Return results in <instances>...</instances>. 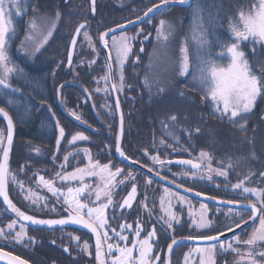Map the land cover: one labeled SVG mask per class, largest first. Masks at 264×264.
I'll return each mask as SVG.
<instances>
[{"label":"trees","instance_id":"obj_1","mask_svg":"<svg viewBox=\"0 0 264 264\" xmlns=\"http://www.w3.org/2000/svg\"><path fill=\"white\" fill-rule=\"evenodd\" d=\"M73 1L32 0L29 4V11L15 18L16 34L9 39L8 51L10 63L15 65L16 71L10 76L11 86L0 90V105L7 109L12 116H20V123L26 129L30 130L32 123L28 119L29 116H33L35 113L39 116L49 115V113L54 115L56 121L52 119V125H48L52 129V140H54L52 145L54 144V146L58 135L57 121L60 124V121L67 120V127L74 129L78 127L59 108L56 99L58 83L72 76V71L66 67V57L69 39L75 26L80 21L87 20L85 29L91 31L99 47L97 38L99 32L115 24L117 19L125 15L129 7H132L129 5L130 0H126L127 4L122 3L117 7L111 4V0H108L106 1L107 4L96 5V12L92 14L88 0H79L81 3H73ZM257 2L258 0H194L191 8L172 5L162 9L160 11L161 19H157L154 23L147 20L143 23V27L148 30L155 25L157 28V24L159 25L160 21L164 20L166 29L172 33L166 42L171 48V42L179 41L181 43L183 39L187 41L193 22L191 11L197 6L200 12L211 15L214 22L222 27L220 31H222L223 38L229 39L226 27L229 25L230 19H234L241 10L248 12ZM133 3L131 2V4ZM33 9L37 14H53L57 10L61 16L57 34L49 38L46 45L38 51L34 61H29L19 53L18 46L26 29L27 18ZM163 11H166L165 14ZM100 19L106 23L105 26L97 27ZM153 38L154 36L150 35L147 46L152 44ZM81 39L80 36L72 66L78 62V69H86L79 73L82 80L92 86V98L95 107V101L98 99L101 103L109 102L108 110L102 109V106L99 107V115L108 122L113 121L114 130H116L117 116L107 81L102 86L94 81L105 69V66H102L105 65L102 51L100 50L103 58L101 65L97 64L92 66L93 68H89L87 59L92 56V51L89 47L87 51L82 45ZM188 45L190 54H193L190 42ZM242 50L246 53L255 74L258 77L264 75V45L260 43L253 45L250 42H245L242 44ZM130 65L133 63H128L127 67ZM135 84L139 90L141 89V92L135 96L133 106L129 107L131 103L129 106L124 105L126 111L122 148L129 157L145 160L150 159L151 155L159 158L168 156L173 149L181 150L184 154H197L198 150L203 149V151L207 150L212 153L217 160L226 163L228 161L231 163V167H227L226 177L219 176V178L213 177L208 180L206 176L204 178L191 176V179H187V184L191 188L218 197L220 195H216V193L227 194L230 191L233 194L239 190H234L232 186L228 185L243 180L246 176L244 173L253 172L250 175L251 183L262 187L264 190V175H262L264 174V95L259 96L249 114L244 115L243 119H238L233 124L229 122L227 117L221 119L219 114L214 112L213 105L208 102L209 97L203 98L204 92L199 83L194 81V67H190L185 76H181L175 69L165 75L164 82L154 79L150 84H145L143 80L136 81ZM72 86L68 85L62 89L61 97L64 106L76 116L91 117L92 111L89 110V101L83 99V104L79 97H74ZM98 87H101V93H105V95L97 90ZM104 87L107 89L105 92ZM41 104L43 107L40 110ZM173 116L176 117L175 121L171 120ZM245 121L246 130L240 131L238 125ZM70 132L73 131L70 130ZM25 133L26 131H22L21 140L25 138V135L28 136ZM33 136L38 138L39 134ZM104 138H106L105 132H103L102 142L108 149H113L114 139L107 138L106 142ZM54 150L56 151V147ZM182 253L180 248L175 250L173 264H181ZM55 264L87 263L83 260L73 263L59 258ZM217 264L230 263L223 261L220 256L217 257Z\"/></svg>","mask_w":264,"mask_h":264},{"label":"flooded vegetation","instance_id":"obj_2","mask_svg":"<svg viewBox=\"0 0 264 264\" xmlns=\"http://www.w3.org/2000/svg\"><path fill=\"white\" fill-rule=\"evenodd\" d=\"M108 0H96V5L107 4ZM111 4L117 5L119 4H127L126 0H111ZM145 0H130V6H138L140 3L142 4ZM149 1V0H148ZM79 2V0H74L73 3ZM90 5V0H88ZM131 2H134L131 4ZM161 0H154L151 4L147 5L144 9L145 11L151 6L160 3ZM193 2L187 6L186 8H191L193 6ZM97 7V6H96ZM143 12L138 13L134 17H130V19L140 16ZM161 10L155 13H151L145 20L141 23L132 26L130 28L121 30V31H132L143 26V23L147 20L150 22H156V14L160 13ZM166 11H163L165 14ZM162 18V14H160L158 19ZM130 19H125L123 21H117V23L112 24L117 25L128 21ZM154 19V20H153ZM101 21V19L99 20ZM106 23L103 21L101 26H105ZM155 25L152 26L151 29L146 30V28H141L138 32L136 38H134L135 48L132 52V62L133 65L137 64L139 60L145 54V50L147 48V42L150 39V35L153 37L155 34ZM107 28V27H106ZM75 29V28H74ZM105 29V28H104ZM115 32L111 34L108 39H110L113 35L118 34L119 32ZM136 31V30H135ZM74 32V30H73ZM73 32L70 36V39L73 35ZM134 32V31H132ZM100 34V32H99ZM98 34V40H99ZM81 36V35H80ZM147 37V38H146ZM69 39V40H70ZM80 39V37H79ZM100 47V46H99ZM102 51V55L104 58V52ZM75 57V56H74ZM105 59V58H104ZM105 61V60H104ZM72 71V76L67 79H72L75 81H79L83 83L89 91L92 93V86L85 83L80 77L79 72H83L86 69L77 68L74 66H69ZM128 68L125 71V74L128 73ZM102 72L107 73V66L105 61V69ZM66 79V80H67ZM65 81L62 80L59 83ZM120 78L115 69V82L117 85V91L119 95V99L121 102V106L125 115L124 105L133 106L134 98L140 93L141 89L137 88V85L134 82H130L125 85V92L119 87ZM58 83V84H59ZM107 85L109 87L110 95L112 97V102L114 104L113 95L110 89L109 81L107 80ZM68 86V85H67ZM57 88V87H56ZM73 95L74 97H79L80 102H83V99H87L84 92L79 89L76 85H73ZM93 95V93H92ZM57 99V98H56ZM88 100V99H87ZM95 101V100H94ZM58 104V102H57ZM84 104V102H83ZM97 114L94 113L91 104L90 111H92L91 117L80 116L87 125L77 124L78 127L76 129L69 128L66 126L68 124L67 120L63 122L60 121V124L57 126V138L56 144L52 140V129L49 127L52 125L53 121H56V118L52 113L49 115L39 116V114L35 113L33 116H29L28 119L32 121L30 124V130L26 129L20 123V116L14 117L12 116L14 122V138L12 142L11 149V158L8 166L7 173V189L9 197L13 200V202L18 205L20 208L25 211L39 217L43 218H61L66 217L68 215H75L74 212L70 213V207L65 202L63 197L64 193H68V188L71 186H89L86 189V192L92 193L91 195H85L81 197L80 202L87 205L88 208H93L98 206L99 204H108V198L111 199L112 203L108 204L107 207V226L105 231L108 233V239L105 240L103 236V230L99 228L106 249V243H113V240L122 241L119 239L120 235L123 236H131L134 232H136L137 224L139 223L141 227L140 235H147L149 231L155 228V239L153 241V247H155V253L151 258V261L155 257V255L159 252L160 258L158 264L166 263V248L168 244L175 238L178 237H193L194 235H190L189 232V221L186 217H182L179 222L175 220L173 222L172 227H168V222L165 219V216L161 210V206L159 205V197L161 194V188L163 186L169 187L175 191L181 192L178 189L167 185L166 183L160 181L156 177H153L149 173L140 169L134 164L123 162L119 160L115 154V140L117 138L118 133V119L116 123V130H114L113 121H107L104 117L102 118L99 115V107L100 101L99 99L95 101ZM59 106V104H58ZM43 104L40 105V110L42 109ZM60 108V106H59ZM61 109V108H60ZM79 109H81L79 107ZM115 110V106H114ZM116 114V110H115ZM66 115V114H65ZM67 116V115H66ZM117 116V115H116ZM72 120V119H71ZM125 123V119H124ZM49 125V126H48ZM64 129V136L61 138L59 135V129ZM7 124L4 118L0 116V141H2V146H0V159L3 153V148L5 146V140L7 136ZM70 130L73 132L71 133ZM22 131H26L24 136L25 138L21 140ZM83 133L88 139L76 141L75 143H70L72 136L76 133ZM103 132L106 134L105 141L108 139H114L113 149H108L107 146L102 142L103 140ZM66 133L70 135L66 138ZM39 134V137L36 138L33 135ZM60 139V144L57 146V139ZM108 138V139H107ZM123 142V140H122ZM56 147V151L54 150ZM38 149L39 151H35ZM88 149L89 152L86 154L83 150ZM125 152V151H124ZM68 155V160L65 162L64 157ZM128 156V155H127ZM154 156V155H153ZM152 157V156H151ZM131 158V157H130ZM175 158H189L193 160H198V157L195 153L184 154L181 150L173 149L172 153L168 156L159 158L163 161V164L154 162L152 158L145 160H137L148 168L156 171L160 175L167 177L173 181L179 182L185 186H189L187 184V179L193 175V173L201 175L209 174V169L202 163L201 170L192 169L185 165L179 164L177 162H171L170 159ZM89 159H91V163L93 165L99 164L101 167L104 165H108V171L104 172L101 175H86L83 181L72 180V181H61L59 177L56 176L57 173L66 174L71 173L78 168H88L89 167ZM133 159V158H131ZM136 160V159H135ZM199 161V160H198ZM61 165H64L61 168ZM121 169V173L112 178V186L108 193V197L105 196V181L108 178V172H115L116 169ZM95 172L99 173V169H94ZM131 173L134 179L130 178L128 174ZM13 177L15 179L13 180ZM40 177H44L45 181H52V187L59 191L58 194H54L53 191L49 190V186L43 183L40 180ZM103 177V178H102ZM191 179V178H190ZM151 180V183H147ZM123 181V182H121ZM133 184L136 186V195L131 202L130 207H120L121 202L124 199L125 195L128 191L133 187ZM22 185V189H21ZM47 185V186H46ZM29 189H31V193H29ZM100 190L101 197L99 202H96L95 192ZM183 193V192H181ZM61 194V195H60ZM188 196L190 199L197 201L198 198L192 197L188 194H184ZM28 199H25V197ZM188 198V199H189ZM144 205H147L146 207ZM211 210L215 208L214 204L208 202ZM178 204L175 206L177 210ZM183 209V208H182ZM181 210V207L178 209ZM84 216L88 217L85 213H82ZM185 214V213H184ZM211 214H214V210L211 211ZM221 214V213H220ZM219 215V214H218ZM250 215V212H249ZM89 218V217H88ZM14 223V227L10 230L8 228L9 223ZM21 225H24L25 235L23 237L22 242L16 241L14 238L5 239L4 236L8 233H12L17 231V229L21 228ZM121 225H130V228H121ZM0 229H3V235L0 236V248L15 253L33 264H55L57 259L63 258L66 261H71L73 263H77L80 260H83L87 264H96L95 258V244L94 238L91 232L87 231L84 228H80L74 224L68 225H60V226H37L28 224L22 220H20L12 211H10L5 204L2 196H0ZM227 229V228H226ZM219 230L207 235H203L201 237L212 236L223 232L224 230ZM114 230V231H113ZM183 230V231H182ZM20 232V231H18ZM79 238L78 240L76 238ZM195 237V236H194ZM197 237V236H196ZM117 238V239H116ZM87 243L88 247L85 250L84 245ZM192 243H181L173 246L169 260L170 264H173L175 258V250L180 248L183 253L185 252V248ZM183 253L181 255H183ZM107 255V254H106ZM108 262V260H107ZM109 264V262H108ZM240 264H247L241 262ZM257 264H264V262L258 261Z\"/></svg>","mask_w":264,"mask_h":264},{"label":"snow or ice","instance_id":"obj_3","mask_svg":"<svg viewBox=\"0 0 264 264\" xmlns=\"http://www.w3.org/2000/svg\"><path fill=\"white\" fill-rule=\"evenodd\" d=\"M95 0H93V5ZM169 3L185 5L189 3V0H161V4L165 7L168 6ZM27 0H0V88H7L10 85L7 83L8 76L16 71L15 67H10V58L8 55V40L10 37L14 36L15 28L12 26L13 22L11 16L13 15V10L17 17L23 14L26 11V8H22V5H26ZM154 9L158 10L157 5H153V8H149L145 13V17L148 16L149 13L153 12ZM35 11V9H34ZM94 11V8H93ZM59 12L56 13L57 20L59 19ZM140 19V18H138ZM28 28V34H26L25 39H32L31 32L35 31L37 28L35 18L30 20ZM166 22L164 20L160 21L159 26L157 27V41L167 42L172 35L171 31L165 28ZM55 27V24H53ZM86 27L85 23H81L76 28V34L79 35L81 30ZM171 26H169L170 28ZM114 32L115 30H110ZM229 31H230V39L234 42L230 44H226L223 46V51L218 54V57L221 59H226L227 64L222 65L216 63L212 59H208L204 61L203 66L200 70L199 76V86L201 90L204 92L203 98L210 97L211 102L214 105V112L219 114L221 119L227 117L230 123L235 124L236 120L243 119L244 115L249 114L252 111L254 103L256 101L257 96L264 95V75L257 76L255 75L250 68L249 61L246 58V53L242 50V44L245 42H250L253 45L256 43H260L264 45V0H258L256 5H253L252 8L246 13L241 10L237 14L234 19H230L229 21ZM52 35L51 30L48 31L47 35L44 36L41 44L37 45L36 51H39V48L42 44L46 43L48 37ZM108 33H102L100 36V40L104 42L105 47H112L116 52L117 62L120 64L121 69L123 67L124 60L127 58L129 52L131 51V46L129 43V38L126 35H121L119 39H117L113 35V43L111 46L105 40V36ZM84 36L89 40L91 44V38L88 36V33L85 32ZM147 38V37H146ZM197 38V37H194ZM201 46L207 44V40L205 35L201 34L198 37ZM76 37H73L72 45L75 46ZM23 46V45H22ZM254 51V48H253ZM181 58L179 61V70L180 74L184 75L189 70V57H188V48L187 42H184V46L180 49ZM73 52L70 50L68 52V63L71 65L72 63ZM111 70V66H109ZM110 76H106L104 79L107 81L110 79ZM121 82L123 81V75L121 71ZM113 88L116 85H112ZM163 91V89H161ZM118 106V104H117ZM0 112H3L5 117H7V113L4 112L3 108H0ZM75 115V113H73ZM76 119L79 120L80 117L76 116ZM172 121L176 120V117H171ZM59 122L57 121V126ZM240 131L246 130V121L238 125ZM198 131V129H197ZM64 129L61 127L59 129V135L62 138L64 136ZM88 138L83 133H76L72 136L70 143H75L76 141L87 140ZM8 145L11 146L12 143V121L11 118L8 117ZM60 144V139H57V146ZM0 146H2V141H0ZM9 147L3 148V158L0 159V196L3 197L4 202L11 208L13 212H15L19 217H22L26 221H31L33 224L39 225H65L69 221L81 224L86 228H90L97 235V243H96V256L99 264H106L105 260H103L102 252H101V234L97 231L98 228L106 227V220L104 218V209L108 207V204H111L112 201L108 198V204L100 205L96 208H88L86 204L80 202V197L85 195H91L92 193L86 192V189L89 187L87 185H82L80 188L73 189L68 188V194L65 197V202L70 207V213L74 212L75 215H69L68 219H60V220H39L32 216H28L25 213L21 212L12 201L9 199L7 191H6V174L8 173L7 161L9 154ZM117 150H120L119 140L117 141ZM35 151H39L36 149ZM86 154L89 152L88 149L83 150ZM122 156L124 153L121 151ZM201 158L208 157L207 153L201 152ZM154 162L163 164L164 162L159 159L158 156L152 157ZM209 161L211 157H208ZM65 162L68 160V155L64 157ZM183 164H191L194 169L201 170V164L193 163L192 161H180ZM64 165H61L63 168ZM108 165H104L101 167L98 163L93 165L91 163V159H89V167L88 168H78L71 173L61 174L57 173L56 176L63 181H72L79 179L83 181L86 175H101L104 172L108 171ZM231 167V165H229ZM209 171H215L220 176H227V171H222L219 169H211V165H208ZM94 169H99V173L95 172ZM121 173V169L117 168L115 172H108V178L105 181V196L108 197V193L112 186V178ZM159 175V173H157ZM196 173H193L195 176ZM264 175V174H262ZM128 176L132 179V174L129 173ZM103 178V177H102ZM212 177L209 176V179ZM15 177H13V180ZM247 179V177L245 178ZM40 180L49 186V190L53 191L54 194L59 195V191L52 187V181H45L44 177H40ZM123 182V181H121ZM147 183H151L149 180ZM244 180H241L239 183L232 186L235 189H242L243 193H248L251 196L255 197L256 202H249L248 204H241L239 201H236L239 208L244 209L247 212H250L248 216V220L253 221L259 219V226L253 229V232L249 235V238L246 241H241L239 239V235H234L229 241L223 242L220 241L219 237L223 235V233H219L217 236H207L201 237V239L216 241V243L211 244L207 249H203V251H207L209 253H214L217 244H219V248L221 251H236L239 250L233 247V244H243L248 247L247 253L241 256V262L244 261L245 255L248 257L247 264H257V261L253 258L255 247L264 243V190L251 189L248 187H244ZM22 189V185H21ZM31 193V189L28 190ZM136 186L133 184L131 192H129L128 197L124 199L121 207L131 206V201L134 199L136 195ZM168 190L165 189V192ZM96 202H99L101 197L100 190H97L95 193ZM25 199H28L26 196ZM181 200L183 197L180 198ZM257 202L259 203V207H257ZM145 207L147 205H144ZM201 207H204L203 205ZM87 209L86 215L89 219H84V215L82 214L84 210ZM235 215L240 217L241 224L246 223L243 219V215L240 211H236ZM170 220L168 222V227H172V220H175V216L169 213ZM14 223H9L8 228L11 230L14 227ZM130 225H121V228H130ZM196 227L200 229H206L210 227V222L206 220H201L200 223L196 224ZM236 228H240V224L235 225ZM141 227L139 223L137 224V229L135 235L137 237L136 240L132 241L131 247L125 244L124 247H120L119 244L115 245L116 250L120 253L115 259L111 260L110 264H152L150 259V254L152 253V244L150 240L155 236V228L148 232L147 238L140 240V232ZM227 230L231 232L232 227H228ZM114 231V230H113ZM24 225H21V231L18 232L15 236V240L18 242H22L23 237L25 235ZM3 235V229H0V236ZM104 239H108V233L105 231L103 233ZM5 239L7 237H4ZM79 239L78 237L76 238ZM120 240L127 241L128 237L120 235ZM178 242L173 239L172 243L168 245L169 251L172 250L173 246ZM88 247L87 243L84 245V249L86 250ZM108 252L111 253L113 249L112 244H108ZM138 248L139 255L133 256V251ZM197 251H201L198 249ZM0 255H10L3 253L2 249H0ZM259 255L264 258V251H261ZM158 260L159 257L157 256ZM13 261L15 264H26L25 261L20 260L19 257H14Z\"/></svg>","mask_w":264,"mask_h":264},{"label":"rangeland","instance_id":"obj_4","mask_svg":"<svg viewBox=\"0 0 264 264\" xmlns=\"http://www.w3.org/2000/svg\"><path fill=\"white\" fill-rule=\"evenodd\" d=\"M31 1L32 0H27V4L22 5V8H26V11H24L23 14H25L26 12L29 11V7H30L29 4L31 3ZM152 1H154V0H149V1L145 0L142 4L140 3L138 6H133L131 8L129 7V10L126 12V14L123 16H120L117 19V21H123L125 19L126 20L130 19V17H134L138 13L145 11L144 8L147 5L151 4ZM57 12L58 11L56 10V12L53 14H51V13L37 14L36 11H34V9L32 10V13L27 18L26 29H25V32H24L22 38H21L20 44L18 46L19 53L21 55H23L27 60H29V61L35 60V57L38 54V51H36L35 49H36L37 45L41 44V41L43 40L44 36L47 35L49 30H51L52 35L50 37H48V40H49V38H51L57 34L56 31L58 30V25L60 24L59 19L57 20V18H56ZM59 14L61 16L60 12H59ZM191 14L193 17V22H192L191 30L188 33L186 42H187V48L189 47L188 43L190 42V46L193 49V54H190V48H188L189 69H190V67H194V81L198 83L199 76H200V70L204 64V61H206L208 59H212L218 64L226 65L227 60L219 58L218 54L224 50L223 49L224 45L230 44L234 41L232 39H230L229 25H227V27H226L228 35H229V39H225L222 36V31H220V29L222 27H219V25L216 22H214V20L211 18V15L209 13H205L202 11L200 12L196 6L191 11ZM22 15H20V16H22ZM60 16H59V18H60ZM159 16H160V13L156 15L155 20H157L159 18ZM16 17L17 16L15 14V11L13 10V15L11 16V19L13 22L12 26L14 28H15V18ZM33 18H35L37 28L35 31L31 32L32 39L26 40L25 37H26V34H28V28H29L28 22L30 20H32ZM117 21H116V23H117ZM53 24H55V27H53ZM102 24H103V19H101V21H98L97 27H100ZM215 24H217V25H215ZM158 26L159 25L157 24V27ZM141 28H143V26H141L138 29H135L136 31L132 30L134 32L126 30V31H121L114 36L117 39H119V37L122 34L126 35L129 38L131 51H133V49L135 48L134 47L135 46L134 38L137 37L138 32L140 31ZM156 30H157V28H155V34H154L152 44L147 46V48L145 50V54L142 57V59L139 60V62L137 64L130 65V67H127V65H128V63L132 62V52L131 51L129 52L127 58L124 60L123 67L121 69V66L117 62V59H116L115 50L112 47H109V51L111 52V57L113 59L115 69H116V72H117L119 78L121 77V71H122L123 81L121 82V79H120L119 87L124 92H125V88H126L125 85H126V83H128V80L130 82L133 81L135 83H136V81L138 82L140 80L141 81L143 80V81H145V84H147V83L150 84L154 79L159 80L160 82H164L165 75L166 74L168 75L169 73H171V71H173L175 69L180 73V70H179V61L181 58L180 49L182 46H184L185 40L184 39L181 40V43L179 41L171 42L170 43L171 48H170L169 43L167 44L163 41H160V42L157 41V31ZM85 32H87L88 36L91 38V44L89 43V40L85 38V36H84ZM201 34L205 35V38L207 40V44H205L203 46H201V43L198 40V37ZM81 37H82V39H81L82 45L85 46L87 51L89 50V48L92 51V56L89 57V59H87V61H88L87 63H88L89 68H93L92 66H95L97 64L101 65V62H102L101 60H103V58L101 57V54H100V47L97 46V44L94 40L95 38L92 35L91 31L89 29H84L81 33ZM194 37H197V38H194ZM97 38H98V35H97ZM112 38H113V36L108 41L109 46H111L113 43ZM46 43L42 44V46L39 48V50L44 45H46ZM8 44H9V40H8ZM8 55L10 58L9 51H8ZM82 63H84V61H82ZM78 65H79V63L77 62L74 65V67H77ZM249 65H250V63H249ZM9 66L15 67V65L11 64V63L9 64ZM102 66L104 67L105 65L103 64ZM127 68L129 70H128V73L126 75L125 71L127 70ZM250 68H251V71L255 74L251 65H250ZM15 69H16V67H15ZM187 73H185L184 76ZM11 74L8 76V80H7V83L10 86H11V82H10ZM105 77H106V72L104 74V72L101 71L99 76H97L94 79V81L100 83V85L102 86V84H104L106 82V80L104 79ZM1 89L2 88H0V90ZM97 90L100 93L102 91L101 87H98ZM103 90L105 92V90H107L106 87H104ZM101 94L105 95V93H101ZM258 99H259V96H257L254 105L256 104ZM208 102H210L213 105V103L211 102V99ZM101 106H102V109L108 110L109 102H103V103L100 102V107ZM213 108H214V105H213ZM76 133H78V132H76ZM69 136L70 135H68L66 133V138H68ZM201 152L207 153L208 157H211V160L209 161L208 157H204L202 159L200 156ZM196 155L198 157V160L204 164L205 168L206 167L208 168V165L210 163L211 169H219L222 171H226L227 167L231 164L228 161L226 163L224 161L217 160L213 156V154L207 150L203 151V149H200V150H198V153ZM252 174H253V172L244 173V175H246L244 177L245 178L247 177V179H245V178L243 179V180H245L243 186L251 188V189L263 190L262 187L255 186L251 183L250 175H252ZM191 176H193V175H191ZM204 176H206L208 178V180H210L209 176H211L212 178L213 177L219 178L220 175H218L215 171H209V174L204 175ZM204 176H202L201 173L195 175V177H199V178H204ZM237 183H239V182L230 184L228 186H233ZM52 185H54V184H52ZM161 186H162V188H161V194L159 197V205L161 206V210H162L167 222H169V220H170L169 213H171L175 216V218H176L175 220H177V222H179L182 217H186L189 221V229H190L189 233L193 234L195 237L197 236V238L201 237L203 235H207V234L219 231V230L226 229L228 227H232V226L240 223V217L235 215L236 211H240L242 213L243 219H245L246 217L249 216L248 212L243 210V209L233 208V207L224 206V205H217V206L215 205V208L212 209V210H214V214L212 215L211 214L212 210H211L210 206L208 205L207 201L201 200V199L194 201V200H192V198L190 199L188 196L184 195V193L175 191V190H173L169 187L163 186V185H161ZM80 187H81V185L80 186H74V187L71 186V188H73V189H77ZM165 189H167L168 191L165 192ZM238 190L239 191H237L233 194L229 191V192H227V194L216 193V195H220L219 197L223 196L224 198L231 199V200L256 202L255 197L251 196L248 193H243L242 189H238ZM67 194H68L67 192L64 193V195H63L64 199L67 196ZM212 196H214V195H212ZM181 197H183L182 200L180 199ZM215 197H218V196H215ZM232 198H234V199H232ZM79 199L81 200V197ZM103 204L104 203L99 204L98 206H95L93 208L99 207L100 205H103ZM177 204H178V206H177V210H176L175 206ZM202 205L204 207H201ZM179 207H181L180 211L178 210ZM86 211H87V209H85L83 213L86 214ZM218 214H220V215L218 216ZM104 218L106 220V226H107V222H108L107 208L104 209ZM175 220H172L171 223L173 224V222H175ZM201 220H206V221L210 222V227L206 228V229H200V228L196 227V224L200 223ZM258 226H259V219L257 218L255 220V223L252 222L251 224L248 225V227L246 226L247 228L245 227V228H243V230H240V231H238V232H236V233H234V234H232V235H230L224 239H220V241L227 242L234 235H237V234L239 235V239L241 241H246L249 238V235L253 232V229L255 227H258ZM105 228H101L103 230V232L105 231ZM18 231H21V228L20 229L18 228L17 231H15V232L6 234L4 237H7V239L14 238L16 236V234L18 233ZM147 236H148V234L144 235V236L140 235L139 239L143 240V239L147 238ZM136 239H137V237L135 235V232L131 236H128L127 241H123V240L117 241V240H113L111 238V241L113 243H110V244H112L114 246L111 253L108 252L107 245L109 243L108 242L106 243L107 244L106 245V254H107V260H108L109 264H110L111 260L115 259L117 256L120 255V253L116 250L115 245L119 244L120 247H124L125 244H127L129 247H131L132 241L136 240ZM154 239H155V236L152 237L150 240V243L152 244V253L150 254V259L153 257V255L155 253V249H154L155 247H153ZM213 243H216V241L206 242V243H192L191 245H188L184 249L185 252L183 253V255H181L180 263L181 264H217V257L221 256V259L225 262L227 261V263L240 264L241 263V256L244 255L245 253H247V251L249 250L246 245L234 243L233 247L238 249L239 250L238 252L232 251V250L221 251L219 248V244H217V247H216L214 253H209L207 251H203V249H207ZM198 249H200L201 251H197ZM261 251H264V243H260L255 247V252H254L253 258L257 262L258 261L264 262V258H262L259 255V253ZM224 254H226V255H224ZM138 255H139V250L137 248L136 250L133 251V256H138ZM247 260H248V257L245 255L243 263H247Z\"/></svg>","mask_w":264,"mask_h":264},{"label":"water","instance_id":"obj_5","mask_svg":"<svg viewBox=\"0 0 264 264\" xmlns=\"http://www.w3.org/2000/svg\"><path fill=\"white\" fill-rule=\"evenodd\" d=\"M192 0H189V3L185 4V5H180V4H173V3H169L168 6H171V5H179V6H189L191 4ZM95 5H96V0H95V3L93 5V0H90V6H91V12L92 14L95 13ZM158 6V9L160 8H164L165 6L160 3H157L155 4ZM167 7V6H166ZM93 8H94V11H93ZM150 8H153L150 7ZM157 9H154V11H156ZM148 11V10H147ZM146 11V12H147ZM144 12L141 16L135 18V19H132V20H129L127 22H124V23H120V24H117V25H114V26H111V27H108V28H105L103 31H101L100 35H99V45L100 47L102 48L103 52H104V56H105V59H106V63H107V69H108V76H110L111 78L109 79V83H110V88H111V92H112V95H113V99H114V104H115V109H116V114H117V118H118V135H117V139H116V144H115V154L117 156V158L123 162H128V163H131V164H134L136 165L137 167H139L140 169L144 170L145 172L149 173L150 175H152L153 177H156L157 179H159L160 181L166 183L167 185H170L176 189H178L179 191L185 193V194H188L192 197H195V198H198V199H201V200H205L207 202H210V203H214V204H219V205H224V206H229V207H233V208H239V205H237L235 200H229V199H224V198H219V197H215V196H212V195H208L206 193H203L201 191H198V190H195L193 188H190L188 186H185L183 184H180L176 181H173L167 177H164L163 175H157V172L156 171H153L152 169L148 168L147 166L143 165L142 163L136 161V160H133V159H129L127 158L125 155H121V151L123 152V149H122V138H123V125H124V116H123V110H122V107H121V102H120V99H119V95H118V91H117V86L115 88L112 87V85H116V82H115V76H114V65H113V61H112V58H111V55H110V51H109V48L108 47H105L104 46V42L100 40V36L102 33H108V35L105 36V40L107 41V38L115 33V32H118V31H121V30H124V29H127V28H130L132 26H135L139 23H141L143 20H145L151 13L148 14L147 17H145V13ZM140 18V19H138ZM81 23H85L87 25V22L86 21H81L77 26L76 28L81 24ZM76 28L73 32V35L70 39V42H69V45H68V50H67V58H66V67H69L71 65H69L68 63V52L71 50L73 52V56H72V62H73V58H74V54H75V49H76V46H77V43H78V40H79V35L76 34ZM110 30H115L114 32L110 31ZM82 31V30H81ZM81 33V32H80ZM76 37V44L75 46L72 45V40H73V37ZM72 64V63H71ZM109 66H111V70L109 69ZM67 84H73V85H76L77 87H79V89H81L84 94L86 95L87 99L89 100L90 104H91V107L94 111L95 114H97V111L95 109V106H94V103H93V99H92V96H91V93L90 91L88 90V88L82 84L81 82H78V81H73V80H65L64 82L60 83L58 86H57V101L59 103V106L61 107L62 111L67 114L69 116V118H71L73 121H75L77 124H80V125H87L84 121H82L81 119L77 120L76 119V116L73 115V113H71L69 110L66 109V107L64 106L63 102H62V99H61V89L67 85ZM118 104V106H117ZM0 108H3L4 109V112L7 113V117H5L4 113L3 112H0V116L2 118H4V120L6 121V124H7V127H8V117L11 118V121H12V142H13V138H14V122H13V119L10 115V113L0 105ZM8 131V129H7ZM7 137H8V132H7V136H6V140H5V146L4 147H9L8 145V140H7ZM119 140V144H120V150H117V141ZM11 149H12V143H11V146L9 147V154H8V161H7V167L9 166V162H10V158H11ZM3 158V153H2V156H1V159ZM171 162H177L179 164H182V165H185L187 167H190L192 169H194L192 167L191 164H183V163H180V161H192L193 163H199L201 164L199 161H195L193 159H189V158H175V159H170ZM202 165V164H201ZM6 180H7V174H6ZM132 189V188H131ZM131 189L128 191V193L125 195L124 199L128 197V194L129 192H131ZM6 191H7V194H8V189H7V184H6ZM8 197H9V194H8ZM3 198V197H2ZM9 199L12 201V203L18 208L20 209L21 212L25 213L26 215L28 216H32L36 219H39V220H60V219H68L69 215L66 216V217H61V218H43V217H39V216H35L27 211H25L24 209L20 208L18 205H16L13 200L9 197ZM124 199L122 200L121 202V205L123 204V201ZM4 200V199H3ZM133 201V200H132ZM131 201V202H132ZM241 204H248L250 201H239ZM253 202V201H251ZM6 204V203H5ZM7 205V204H6ZM8 209L10 211L11 208L7 205ZM121 207V206H120ZM126 207V206H125ZM128 207V206H127ZM257 207H259V205L257 204ZM13 212V211H12ZM20 220L28 223V224H31V225H37V226H52V225H39V224H33L31 221H26L24 220L22 217H19L15 212H13ZM84 219H89L87 217L84 216ZM244 221H246V223L244 224H241V222L239 223L240 224V228H236L235 226L232 227V231L229 232L228 230H224L223 232H220V233H223V235H221L219 237V239H224L240 230H242L243 228H245L246 226H248L249 224H251L253 221L251 220H248V218H246ZM68 224H74V225H77L78 227L80 228H84L86 229L87 231L91 232L92 235H93V238H94V244H95V258H96V264H99V261L97 260V256H96V243H97V235L96 233H94L90 228H86L84 227L83 225L81 224H76V223H73L71 221H69L68 223H66L65 225H68ZM53 226H60L59 224L57 225H53ZM97 231L101 234L99 228L97 229ZM219 234V233H218ZM218 234H215V235H212V236H217ZM175 240L178 242L177 244H181V243H206V242H213V241H209V240H205V239H201V237H178V238H175ZM172 241L169 243L171 244ZM168 244V245H169ZM176 244V245H177ZM175 246V245H174ZM2 249V248H0ZM3 253L5 254H10V255H0V262L4 263V264H15V262L13 261V258L14 257H19L20 260H23L26 262V264H33L32 262L28 261L27 259L15 254V253H12L10 251H7L5 249H2ZM101 252H102V259L105 260L106 264H108L107 262V255H106V249H105V244H104V240H103V237H102V234H101ZM170 252L169 251V248L167 246L166 248V255H165V258H166V263L165 264H170V260H169V256H170ZM159 257L160 258V254L159 252L155 255V257L153 258L152 260V264H158V261L159 259L157 260L156 257Z\"/></svg>","mask_w":264,"mask_h":264}]
</instances>
